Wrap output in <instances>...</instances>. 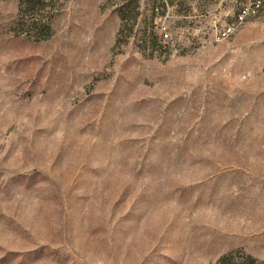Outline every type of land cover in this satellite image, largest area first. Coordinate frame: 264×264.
<instances>
[{"label":"rangeland","instance_id":"1","mask_svg":"<svg viewBox=\"0 0 264 264\" xmlns=\"http://www.w3.org/2000/svg\"><path fill=\"white\" fill-rule=\"evenodd\" d=\"M241 1L0 0V264H264Z\"/></svg>","mask_w":264,"mask_h":264},{"label":"built area","instance_id":"2","mask_svg":"<svg viewBox=\"0 0 264 264\" xmlns=\"http://www.w3.org/2000/svg\"><path fill=\"white\" fill-rule=\"evenodd\" d=\"M259 13L264 14V0H242L236 9L232 22L225 28L224 32L226 34L233 32L244 21L256 17ZM161 35L166 38V33L163 30Z\"/></svg>","mask_w":264,"mask_h":264}]
</instances>
